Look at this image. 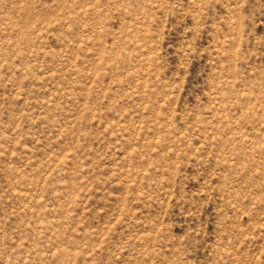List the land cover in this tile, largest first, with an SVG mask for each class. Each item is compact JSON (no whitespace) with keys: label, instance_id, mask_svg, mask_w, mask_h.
Instances as JSON below:
<instances>
[{"label":"rangeland","instance_id":"obj_1","mask_svg":"<svg viewBox=\"0 0 264 264\" xmlns=\"http://www.w3.org/2000/svg\"><path fill=\"white\" fill-rule=\"evenodd\" d=\"M0 264H264V0H0Z\"/></svg>","mask_w":264,"mask_h":264}]
</instances>
